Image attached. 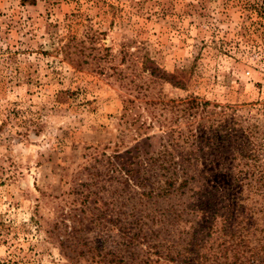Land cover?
Segmentation results:
<instances>
[{"label": "rangeland", "instance_id": "374dc122", "mask_svg": "<svg viewBox=\"0 0 264 264\" xmlns=\"http://www.w3.org/2000/svg\"><path fill=\"white\" fill-rule=\"evenodd\" d=\"M262 176L264 0H0V264L244 260Z\"/></svg>", "mask_w": 264, "mask_h": 264}, {"label": "trees", "instance_id": "16d2710c", "mask_svg": "<svg viewBox=\"0 0 264 264\" xmlns=\"http://www.w3.org/2000/svg\"><path fill=\"white\" fill-rule=\"evenodd\" d=\"M206 105V104H205ZM261 179H264V176L260 177ZM264 181V180H263ZM261 182V181H259ZM189 181L188 179L185 180V182L182 184L183 185H188ZM261 190V187L258 189ZM262 191H264V184L262 185ZM262 241H264V239L261 240L260 243H262ZM260 249H256V253L252 252L251 256H249L247 258V256L245 257L244 260H242L241 258L236 259L235 262H233L232 264H264V243L261 247H259ZM261 250V252H260ZM263 251V253H262ZM262 253V254H261ZM171 259V258H170Z\"/></svg>", "mask_w": 264, "mask_h": 264}]
</instances>
